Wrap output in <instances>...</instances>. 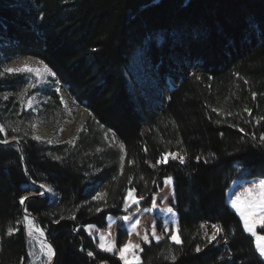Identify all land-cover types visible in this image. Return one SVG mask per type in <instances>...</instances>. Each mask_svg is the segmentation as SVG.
Returning <instances> with one entry per match:
<instances>
[{
    "label": "trees",
    "instance_id": "16d2710c",
    "mask_svg": "<svg viewBox=\"0 0 264 264\" xmlns=\"http://www.w3.org/2000/svg\"><path fill=\"white\" fill-rule=\"evenodd\" d=\"M22 30L35 34L37 57L64 85L73 108L89 116L68 140L74 145L37 141L30 124L38 121L57 134L67 127L68 114L54 92L46 93L37 114L24 111L29 92L17 98L26 87L21 77L0 76V123L20 128L0 133V140L22 137L31 181L56 194L26 202L55 250V264H123L99 250L85 227L104 229L109 216L132 212L124 208L131 189L144 196L139 208L149 207L168 177L182 244L165 238L144 245L140 264H173L162 255L169 249L177 255L174 264H264L254 236L226 201L233 182L264 178V145L258 142L264 120L257 123L264 116V0H0V45L26 39ZM136 53L153 75L145 92L131 79ZM6 64L0 59V72ZM171 81L178 83L172 90ZM103 131L125 145L123 152L105 143ZM167 153L184 156V163L170 155L164 163ZM27 185L16 145H0V264L21 258L31 264L28 238L16 223ZM101 191L108 193L106 202L92 199ZM214 224L223 231L208 243L204 232L210 236ZM10 225L20 230L7 236ZM126 240L119 230L117 248Z\"/></svg>",
    "mask_w": 264,
    "mask_h": 264
},
{
    "label": "snow or ice",
    "instance_id": "6c2138e0",
    "mask_svg": "<svg viewBox=\"0 0 264 264\" xmlns=\"http://www.w3.org/2000/svg\"><path fill=\"white\" fill-rule=\"evenodd\" d=\"M43 63V62H41ZM21 73H28V74H32L34 73L37 77L42 76L44 73H46L48 76H55V73L52 72V70L48 67L47 64L44 65L43 70L39 69V68H33V67H29L27 66V64H25L23 67H16V68H9V67H5L3 69V72H0V76H6L7 74H21ZM246 84L248 83L247 80L244 81ZM36 83L37 82H32V83H28L26 87H24L21 91H19L18 93H16L17 98L21 99V101L23 100V97L29 92V90L31 88H35L36 87ZM56 91H59V88L57 87ZM9 95H11L10 93H6L4 94L3 98L5 100H7L9 98ZM252 97L253 99H255L256 97V93L253 92L252 93ZM63 102V100H62ZM33 104L32 100L28 101V108H31ZM214 112H217L219 114H224L223 110L221 109H216L213 108L212 109ZM244 111L248 112L251 115V110L248 109L247 107H245ZM227 115H233V113L231 112H227ZM260 120H264V116L260 117L257 119V123L260 122ZM219 122V121H218ZM32 129L33 132L35 131L36 125L35 124H30L29 125ZM235 126V125H234ZM10 130L13 133H18L20 132V128L19 126H13L12 124H4V123H0V133H7V131ZM241 131H244L243 129H240ZM110 131V130H109ZM25 136L28 135V132L24 133ZM33 139L35 140H40L41 137L37 136V135H33L32 136ZM104 138L107 139V132H105ZM12 139L16 140L17 143L19 142L20 139H22V137H18V136H14L12 137ZM253 139H257L255 137V135L253 134ZM48 143H52L51 140L47 141ZM259 144L264 145V134H261L259 136V140H258ZM0 143L3 144H7L9 143V140L6 138L4 140H0ZM68 143H71L74 145L75 140L72 141H68ZM113 145L118 146V148L123 152L125 145L122 142L116 141L115 140V136L113 134L112 137V141L109 143V147H112ZM97 151H102V149H97ZM170 155L171 159L176 160L179 159V162L181 164L184 163V156H178V154L176 153H167L165 154L164 157H162V161L164 163H167V156ZM55 159L59 160L61 159V157H54ZM197 160L200 159V157H196ZM123 160H124V156L122 155L120 157V161H121V171L123 169ZM161 161H157V163H160ZM129 163H133V161H129ZM153 167H155V165H152ZM264 175V174H262ZM113 179H116V177H113ZM141 179H143V177H141ZM171 177H168L166 179V184H171ZM129 182H131V178L129 179ZM33 184H35V181H33ZM39 189H44V191H40ZM39 189H37L35 191V195L37 196H45L46 193H51L52 192V188L51 187H47L44 184L39 185ZM135 192V189H131L128 190L127 192V196L124 198V203H125V207H132L133 205H139L140 201L144 199V196L141 195L139 196V198H137L133 193ZM33 194L30 192V195ZM108 193L106 191H101L99 193H97L95 196L92 197L93 200H96L98 202L100 201H104L106 202V197H107ZM231 195L235 196V199H231L230 196V200H231V206L236 210V212L239 214L240 219L243 221V227L244 230L248 233H251L252 236L255 237L256 239V250L259 253V256L261 258H264V235H258L257 234V226L259 225L260 228L262 230H264V178L258 179V180H254L253 182L250 183V186L243 188L242 192L236 193L235 191H233L231 193ZM29 199V196L25 195V196H21L20 197V204L24 205V211L25 213L28 212V208L27 205L25 204V201H27ZM155 204V202L153 201V205ZM81 206H76L74 208V210L72 211V214L69 218L71 219H75V212L79 211V208ZM97 212L102 211V209L100 207H97L95 209ZM167 213H172L173 212V208L172 207H168L165 210ZM61 219H64V216L62 215L60 217ZM124 219L126 221H130L131 218L126 216L124 217ZM17 224L23 223L26 226V232H27V237H28V243L30 245H32V249L28 252V256L33 258V264H51V260L52 257L56 254L52 245L46 240L44 239V231L38 227L34 220L30 218V214L25 215L23 217L22 221H17ZM56 223H59V221L57 220ZM140 223L139 220H136L135 223L131 224V228L128 231V235L131 236L133 233H136V235L140 236V233L137 232V225ZM93 227V225H87V229H91ZM201 228H204V225L200 226ZM214 231L213 233L209 236L207 231L204 232V236L205 239L207 240L208 243H212L213 241L216 240V237L218 234H220L223 229L219 226V225H213L212 226ZM20 229L15 227V226H7L6 227V231H5V235L7 236H12L14 235L16 232H18ZM167 228L164 229L165 232H167ZM179 227L177 226L176 231H174L172 233V235L169 237V239L173 242H175L177 245L182 244V240L180 238L179 235ZM91 234V233H90ZM152 236L154 237V239L159 242L163 239L162 236L156 235L155 229L153 228L152 230ZM3 238L0 237V240H2ZM98 240H99V244L98 247L107 253H115L116 255H118L119 259L123 262V264H138L139 260H140V256L138 254V252L136 250H140L141 249V245L140 243H133L131 239H129L127 242L123 243L122 246H120L119 248H117L116 246V240L115 237L112 236L111 232L105 234V233H100L98 236ZM141 240L144 243H148L149 242V237L147 234H144L143 236H141ZM36 245H38V250H36ZM2 250V249H0ZM196 252H200L201 251V247L199 245H197L196 247ZM81 251H84V249L82 248ZM87 255L89 257H93L94 253L92 251H88ZM163 257L165 260H170L174 262L177 260V255L171 250L169 249L167 254L162 253ZM41 257H44V259H40ZM19 264H24V260L23 258H21V260L19 261Z\"/></svg>",
    "mask_w": 264,
    "mask_h": 264
},
{
    "label": "rangeland",
    "instance_id": "374dc122",
    "mask_svg": "<svg viewBox=\"0 0 264 264\" xmlns=\"http://www.w3.org/2000/svg\"><path fill=\"white\" fill-rule=\"evenodd\" d=\"M28 21L31 22V24H36V20L33 16L28 18ZM24 33V36L26 39L20 42H16L15 44H2L0 45V59L6 60L7 64L5 67L9 68H16L20 66V62L24 60L26 56L33 59L34 63L37 64V66L44 67L45 63L37 57L36 53L39 51L38 47V41L37 37L33 32H28L25 30H22ZM18 49H21L22 52L20 53ZM24 56V57H23ZM26 59V58H25ZM43 62V63H41ZM147 64V63H146ZM144 62L140 60V56L138 53H136V56H134L131 71H132V80L138 84L141 91H146L152 89V79L153 75L152 72L149 70ZM197 73L195 71H189L188 74H194ZM11 75H18L21 77L22 82L25 86H27L28 83L37 82L35 88H31L29 90V94L26 96V98L23 100L21 107L24 111H29L33 114H37V111L41 108V106L45 103L47 100L46 93H52L54 92L58 99L61 108L65 110V112L68 114V118L66 119L67 127L61 129L58 131L57 134H53L51 130L42 125L40 122L36 121L34 124L36 125L35 131L33 132V135H37L41 137L40 140L37 141H68L72 139L78 132L82 131L85 127V124L88 120V113L82 109L78 108L77 110L73 108V104L70 101V99L67 96V99H61L56 90L52 88H39V82L38 78L34 76L33 74L28 73H21V74H11ZM44 79V78H42ZM59 80V79H58ZM131 80V82H132ZM60 82V81H59ZM51 82L49 80L44 79V81H41L40 84H50ZM61 83V82H60ZM62 84V83H61ZM178 83L176 82H170L169 83V89H175ZM63 89L65 90L64 85L62 84ZM135 91V90H134ZM66 92V91H65ZM138 91H135L137 94ZM148 93V92H147ZM146 93V94H147ZM162 94L167 97V92H162ZM67 95V94H66ZM157 99V98H155ZM32 100L33 104L31 108H28L27 104L28 101ZM63 100V102H62ZM81 120H84L83 123H81ZM103 136L105 135V131L102 132ZM108 138L105 139V143L109 145V143L112 141L113 135L110 132H107ZM116 140V138H115ZM117 141V140H116ZM112 147L117 148L118 146L113 145ZM172 178V177H171ZM167 179V178H166ZM166 179L163 181V188L153 197L152 203L149 207L146 208H139V205H133L132 207H125L126 210L133 209L132 212H127L124 215H121L119 217H113L109 216L107 218V226L104 229H99L96 226H93L91 229H87V226L85 227V232L87 235L97 241V248L101 250L98 247L99 240L98 236L100 233H109L111 232L112 236L115 237V240L117 238V234L119 230H124L127 234V240L126 242L131 239L133 243H140L141 249L144 245H148L151 242H157L154 237L152 236V230L155 229L156 235L162 236L163 239L168 238L172 235L174 231H176V228L178 226V217L176 212L173 210L172 213H167L165 210L168 207H172V204L174 202V185H173V179L171 180V184H166ZM254 180L258 179H252V180H241L236 181L235 183H246L247 187L250 186V183ZM246 186V185H245ZM48 187V186H47ZM27 189L30 190V192H34L35 189L30 186L29 184L26 186ZM136 196V193H133ZM235 199L234 195H229V199ZM45 197L49 200H54L56 198L55 192L52 190L51 193H46ZM153 201L155 204L153 205ZM231 202V200H230ZM173 208V207H172ZM232 210L236 212V210L232 207ZM238 217L240 218L239 214L236 212ZM130 217V221H126L124 217ZM136 220H139L140 223L137 225V232L140 233V236L136 235V233H133L131 236L128 235V231L131 228V224L135 223ZM241 220V219H240ZM242 222V221H241ZM243 223V222H242ZM37 225V223L35 222ZM167 228V232L164 231V229ZM260 226H257V229H259ZM214 230L212 229L211 232ZM91 233V234H90ZM248 233V232H247ZM144 234H147L149 237V242L144 243L141 240V236ZM251 235V233H248ZM170 240V239H169ZM171 241V240H170ZM255 245H256V239L254 237ZM38 245H36V250H38ZM256 247V246H255ZM32 249V245H30V250ZM29 250V251H30ZM102 251V250H101ZM141 256V251L136 250ZM107 253V252H105ZM113 254V253H108ZM115 254V253H114ZM118 257V255H117ZM119 258V257H118ZM40 259H44V257H41ZM264 259V258H263ZM31 264H33V258L30 257ZM141 257L138 262L140 264Z\"/></svg>",
    "mask_w": 264,
    "mask_h": 264
},
{
    "label": "bare ground",
    "instance_id": "6f19581e",
    "mask_svg": "<svg viewBox=\"0 0 264 264\" xmlns=\"http://www.w3.org/2000/svg\"><path fill=\"white\" fill-rule=\"evenodd\" d=\"M24 57V56H23ZM26 58V59H25ZM24 58L23 61L20 62V66L19 67H23L25 64H27V66L29 67H33V68H39L41 70H43L42 67L37 66L36 63H34L33 59L26 56ZM34 76H36L34 73H32ZM38 78V82H39V88H52L54 90L57 89V87L59 88V91H56L58 93V95L60 96L61 99H67V95L65 90L63 89L62 84L59 82L58 78L55 76H48L46 73H44L42 76L37 77ZM49 80L51 83L50 84H40L41 81H44V79ZM84 120H81V123H83ZM35 222V221H34ZM24 230H25V225H24ZM53 259V257H52ZM51 264H52V260H51Z\"/></svg>",
    "mask_w": 264,
    "mask_h": 264
},
{
    "label": "water",
    "instance_id": "95a60500",
    "mask_svg": "<svg viewBox=\"0 0 264 264\" xmlns=\"http://www.w3.org/2000/svg\"><path fill=\"white\" fill-rule=\"evenodd\" d=\"M53 72V71H52ZM6 139V138H5ZM8 140H9V143H7V144H3V143H0V145H10V144H15L16 145V147H17V149H18V151H19V154H20V157H21V161H22V166H23V169H24V173H25V175H26V179H27V181H28V184L30 185V186H32L34 189H35V191L37 190V189H39V185H41V184H37V183H35V184H33V181H31V179H30V177H29V175H28V172H27V170H26V167H25V163H24V160H23V153H22V150H21V146H20V144L19 143H17V141L16 140H14V139H12V138H7ZM40 191H44V189H39ZM35 191L34 192H31V193H33V194H31L30 195V193H27L26 195L27 196H29V199L28 200H30V199H35V198H38V199H43V198H45V196H43V197H41V196H37V195H35L34 193H35ZM27 200V201H28ZM27 201H25V204H26V202ZM24 205H22V217H24L25 215H28V214H30V213H25V211H24ZM30 216H33L32 214H30ZM37 221V220H36ZM37 224H38V226L40 227V224L37 222ZM22 226H23V228H24V224L22 223ZM41 228V227H40ZM44 239H46L50 244H51V242L47 239V237L44 235ZM52 245V244H51ZM53 247V246H52ZM54 249V248H53ZM55 251V250H54ZM55 259H56V255H54L53 256V259H52V264H55Z\"/></svg>",
    "mask_w": 264,
    "mask_h": 264
},
{
    "label": "crops",
    "instance_id": "0c3cea01",
    "mask_svg": "<svg viewBox=\"0 0 264 264\" xmlns=\"http://www.w3.org/2000/svg\"><path fill=\"white\" fill-rule=\"evenodd\" d=\"M246 185V186H245ZM247 187V184L246 183H235L233 182L231 184V186L229 187L228 191H227V194H226V201L228 203V205L230 206V208L232 209V206H231V202H230V199H229V195H230V191L231 193L233 191H235L236 193H239V192H242L243 191V188ZM242 221V220H241ZM243 222V221H242ZM243 224V223H242ZM259 227V225H258ZM213 228H211L212 230ZM257 230V229H256Z\"/></svg>",
    "mask_w": 264,
    "mask_h": 264
},
{
    "label": "built area",
    "instance_id": "2783aa9c",
    "mask_svg": "<svg viewBox=\"0 0 264 264\" xmlns=\"http://www.w3.org/2000/svg\"><path fill=\"white\" fill-rule=\"evenodd\" d=\"M31 219H33L35 221V216H30ZM25 234L27 236V232H26V226H25Z\"/></svg>",
    "mask_w": 264,
    "mask_h": 264
}]
</instances>
